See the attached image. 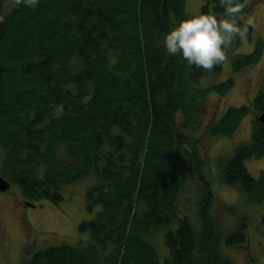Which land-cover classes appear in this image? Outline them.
<instances>
[{"label": "trees", "instance_id": "16d2710c", "mask_svg": "<svg viewBox=\"0 0 264 264\" xmlns=\"http://www.w3.org/2000/svg\"><path fill=\"white\" fill-rule=\"evenodd\" d=\"M242 3L247 39L237 38L226 52L253 41L246 23L252 7ZM186 6L187 0H39L30 8L0 0V177L34 204H59L68 188L91 179L85 199L93 218L80 226L89 242L38 247L21 264H235L224 244L251 249L249 214L227 233L219 226L217 212L234 215L235 206L217 202L206 172L211 161L195 135L205 98L228 94L235 80L200 88V79L222 66L189 65L161 44L174 23L190 16ZM223 11L219 0H204L202 13L220 19ZM254 42L252 53L231 58L234 74L260 62L264 43L258 35ZM262 112L264 76L250 106L229 107L205 129L206 138H231L249 119L251 140L218 159L217 188L240 191L251 205L264 202V171L254 178L246 165L264 157ZM188 185L195 220L179 207ZM156 233L165 256L151 241Z\"/></svg>", "mask_w": 264, "mask_h": 264}, {"label": "rangeland", "instance_id": "374dc122", "mask_svg": "<svg viewBox=\"0 0 264 264\" xmlns=\"http://www.w3.org/2000/svg\"><path fill=\"white\" fill-rule=\"evenodd\" d=\"M249 1L252 12L246 19V23L253 26V41L231 48L229 52H226V59L219 63L222 66V72L220 74L209 73L198 82V86L204 88L219 85L229 78H234L235 87L224 96L212 94L205 98L206 102L200 105L203 112L199 120H202V124L195 135L202 140V145H199L203 147L207 163L211 161V166L208 163L211 169H207L206 172L213 175L207 176L212 183L217 202L219 205L223 203L235 206L234 215L230 211L217 212L221 230L226 233L232 228L234 230L241 218L249 214L247 239L249 237L251 249L248 247L229 248L224 244L223 251L235 264H264V202L251 205L246 201L242 192L235 190L236 193L232 189L221 186L217 188V181H219L218 159L229 158L233 155L237 145L251 140L249 119L242 123L238 133L231 138L224 137L213 140L206 138L207 132H205L206 126L218 120L229 107L250 106L259 91L264 76V53L260 62L249 72L234 74L231 64V58L237 55H247L254 51L256 35L264 43V0ZM203 6L204 0H187L186 12L189 15L200 14ZM200 100L201 102L205 101L201 98L198 99L199 102ZM246 165L249 173L254 178H258L264 171V157L251 159L246 162ZM90 182L91 179H86L68 188L65 192V200L59 204L51 201L32 203L36 205V208L24 205V201L27 200L21 197L20 189L17 186H12L8 192L0 194V264H21L22 255L25 254L24 258H29L35 251L40 250L38 247L47 249L62 242L72 246L79 242L86 245L89 242V234L82 232L80 226L83 221H91L93 218V215L87 210L85 199ZM194 196L193 188L188 185L179 205L180 208L188 211L193 220L196 218L192 206ZM151 238V241L156 243L158 251L160 250V253L165 256L166 249L163 245L162 234L156 233ZM249 250L252 251L254 258L251 261L249 257L252 256Z\"/></svg>", "mask_w": 264, "mask_h": 264}, {"label": "clouds", "instance_id": "9594fccd", "mask_svg": "<svg viewBox=\"0 0 264 264\" xmlns=\"http://www.w3.org/2000/svg\"><path fill=\"white\" fill-rule=\"evenodd\" d=\"M30 8L39 0H18ZM224 9L222 17L211 13L193 14L174 23L163 34L161 44L169 56H182L189 65L212 69L226 59V50L237 38L247 39L248 27L242 25V0H219Z\"/></svg>", "mask_w": 264, "mask_h": 264}, {"label": "water", "instance_id": "95a60500", "mask_svg": "<svg viewBox=\"0 0 264 264\" xmlns=\"http://www.w3.org/2000/svg\"><path fill=\"white\" fill-rule=\"evenodd\" d=\"M259 122L264 126V112H262L259 117ZM11 189V184L0 177V194L6 193ZM28 207L36 208V206L32 203H28Z\"/></svg>", "mask_w": 264, "mask_h": 264}, {"label": "flooded vegetation", "instance_id": "af4514ba", "mask_svg": "<svg viewBox=\"0 0 264 264\" xmlns=\"http://www.w3.org/2000/svg\"><path fill=\"white\" fill-rule=\"evenodd\" d=\"M24 205H25V206H28V202H27V201H24Z\"/></svg>", "mask_w": 264, "mask_h": 264}]
</instances>
